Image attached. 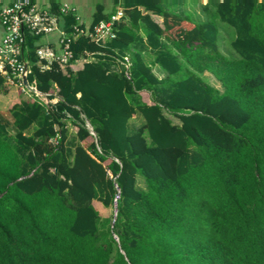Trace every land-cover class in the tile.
<instances>
[{
	"label": "trees",
	"instance_id": "16d2710c",
	"mask_svg": "<svg viewBox=\"0 0 264 264\" xmlns=\"http://www.w3.org/2000/svg\"><path fill=\"white\" fill-rule=\"evenodd\" d=\"M110 1L23 28L48 101L0 115V264H264V0ZM61 32L72 57L41 67Z\"/></svg>",
	"mask_w": 264,
	"mask_h": 264
},
{
	"label": "built area",
	"instance_id": "2783aa9c",
	"mask_svg": "<svg viewBox=\"0 0 264 264\" xmlns=\"http://www.w3.org/2000/svg\"><path fill=\"white\" fill-rule=\"evenodd\" d=\"M68 8L69 5L64 4L61 11L65 13ZM123 15V9L118 8L109 19L94 25L90 33L91 39L99 42L114 37L116 23ZM0 23L4 29L0 39V73L5 77L6 83L16 85L21 91L42 96L34 84L23 83V77H27L30 71L28 62L23 57V28L35 34L51 33L57 29L55 15L39 9L36 0H0ZM74 29L76 33L72 38H75L79 31L77 26H74ZM70 41L71 37L61 32L56 45L44 44L36 48L41 67L47 68L52 61L59 63L69 61L72 57Z\"/></svg>",
	"mask_w": 264,
	"mask_h": 264
},
{
	"label": "rangeland",
	"instance_id": "374dc122",
	"mask_svg": "<svg viewBox=\"0 0 264 264\" xmlns=\"http://www.w3.org/2000/svg\"><path fill=\"white\" fill-rule=\"evenodd\" d=\"M58 1H60V2L66 1V2H70V3L74 2L77 5L78 12L83 17V19L89 20L92 11L95 8V5L97 3H103L104 4V3H106L107 0H80L81 3L76 2V0H58ZM181 12L189 14L192 19L197 20V21L205 18V15L201 9V6L197 2L196 3L188 2V3H185L184 5H181ZM50 37H54V36H50ZM222 45H223V43H222ZM202 75H203V78L205 79V81H207L211 84H214L215 86L221 88L220 83L217 82L211 74L204 72V73H202ZM29 96H31L30 93H28L26 91L21 93L17 89L16 85L8 83L7 84V93L0 94V115H2L3 117L4 116L9 117V115H8L9 105L16 102L20 98H27ZM38 99L40 101H44V102L47 101L44 96H38ZM171 118L174 122L178 121L174 117H171ZM68 126H69V129L71 132H76L78 130V127L76 125L70 123V122L68 123ZM139 184L141 185V180L139 181Z\"/></svg>",
	"mask_w": 264,
	"mask_h": 264
},
{
	"label": "crops",
	"instance_id": "0c3cea01",
	"mask_svg": "<svg viewBox=\"0 0 264 264\" xmlns=\"http://www.w3.org/2000/svg\"><path fill=\"white\" fill-rule=\"evenodd\" d=\"M76 2L81 3L80 0H76ZM36 4H37L38 8H49L52 4H59V5L67 4V5H71V6L75 7L77 9V11H78L77 5L74 2L70 3V2H66V1L60 2L58 0H36ZM104 4H107V6H109L110 0H107L106 3H104ZM80 17H81L82 20H84L81 15H80ZM84 21L88 22V20H86V19ZM3 33H4V29H3V26L0 23V39H1L2 35H3ZM47 42H50V43H46V44H51V43L54 44L52 41H49V40H47Z\"/></svg>",
	"mask_w": 264,
	"mask_h": 264
},
{
	"label": "water",
	"instance_id": "95a60500",
	"mask_svg": "<svg viewBox=\"0 0 264 264\" xmlns=\"http://www.w3.org/2000/svg\"><path fill=\"white\" fill-rule=\"evenodd\" d=\"M23 83L27 85V79H26V77H23Z\"/></svg>",
	"mask_w": 264,
	"mask_h": 264
}]
</instances>
